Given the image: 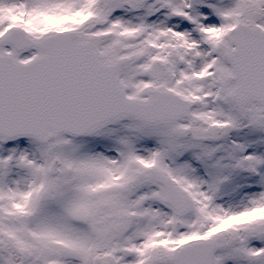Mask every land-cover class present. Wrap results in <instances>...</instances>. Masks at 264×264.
I'll return each mask as SVG.
<instances>
[{
    "label": "snow or ice",
    "instance_id": "6c2138e0",
    "mask_svg": "<svg viewBox=\"0 0 264 264\" xmlns=\"http://www.w3.org/2000/svg\"><path fill=\"white\" fill-rule=\"evenodd\" d=\"M0 264H264V0H0Z\"/></svg>",
    "mask_w": 264,
    "mask_h": 264
}]
</instances>
